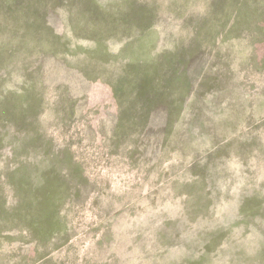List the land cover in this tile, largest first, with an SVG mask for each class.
Wrapping results in <instances>:
<instances>
[{"label":"rangeland","instance_id":"obj_1","mask_svg":"<svg viewBox=\"0 0 264 264\" xmlns=\"http://www.w3.org/2000/svg\"><path fill=\"white\" fill-rule=\"evenodd\" d=\"M0 264H264V0H0Z\"/></svg>","mask_w":264,"mask_h":264}]
</instances>
